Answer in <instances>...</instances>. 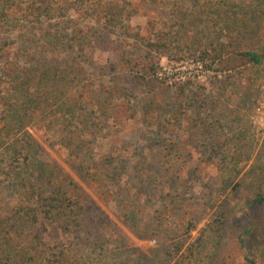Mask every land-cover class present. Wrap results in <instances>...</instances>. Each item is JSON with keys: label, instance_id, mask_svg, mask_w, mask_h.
Segmentation results:
<instances>
[{"label": "rangeland", "instance_id": "rangeland-1", "mask_svg": "<svg viewBox=\"0 0 264 264\" xmlns=\"http://www.w3.org/2000/svg\"><path fill=\"white\" fill-rule=\"evenodd\" d=\"M53 5V31L67 26L76 42L52 46L48 21L30 27L33 40L10 53L35 58L4 94L37 95L40 83L75 115L76 141L46 117L24 125L107 215L81 240L88 264H181L192 244L200 264H249L248 203L264 187V62L244 64L237 51L264 54V0Z\"/></svg>", "mask_w": 264, "mask_h": 264}, {"label": "trees", "instance_id": "trees-1", "mask_svg": "<svg viewBox=\"0 0 264 264\" xmlns=\"http://www.w3.org/2000/svg\"><path fill=\"white\" fill-rule=\"evenodd\" d=\"M53 3L54 0H0V104L6 102L0 113V155L4 162V167L0 168V264H88L89 255L81 240L107 223V215L98 203L76 181L55 170L44 148L28 125H24L46 117L52 130L56 124H61L59 130L65 141L78 140V135L70 129L74 113L71 109L62 112L59 109L63 106L62 91L43 90L37 83V95H31V88L14 97L4 94L14 80L22 83V61L35 58V51L26 55L27 49L16 52L15 59L10 53L19 39H32V26L48 21L52 46L76 42L75 38H69L73 30L67 26L53 31ZM237 52L244 64L262 65L264 62V54L256 50ZM40 76L48 75L43 72ZM93 126L97 123L93 122ZM175 128L173 126L170 134ZM165 143L167 148L181 152V141ZM78 148L85 146L80 143ZM44 184L48 186L46 189ZM248 204L252 228L247 230V235L250 241H256L255 252L246 245L248 252L255 254L248 262L264 264V234L259 233H264L261 183ZM257 220L262 225L256 226ZM187 250L189 254H183L181 264L204 262L194 244Z\"/></svg>", "mask_w": 264, "mask_h": 264}]
</instances>
